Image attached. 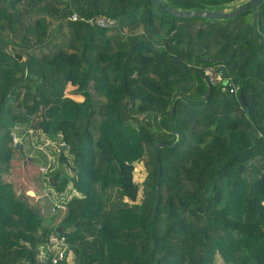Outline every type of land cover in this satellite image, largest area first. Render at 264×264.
<instances>
[{
    "label": "trees",
    "instance_id": "16d2710c",
    "mask_svg": "<svg viewBox=\"0 0 264 264\" xmlns=\"http://www.w3.org/2000/svg\"><path fill=\"white\" fill-rule=\"evenodd\" d=\"M245 1L0 0V264L71 253L76 264H264V2L257 23L253 6L233 18L163 11ZM209 65L247 104L216 86L207 96ZM30 131L58 143L73 172L52 162L42 200L8 179L29 159ZM71 184L79 195L59 205L53 194ZM62 226L65 258L41 259Z\"/></svg>",
    "mask_w": 264,
    "mask_h": 264
},
{
    "label": "rangeland",
    "instance_id": "374dc122",
    "mask_svg": "<svg viewBox=\"0 0 264 264\" xmlns=\"http://www.w3.org/2000/svg\"><path fill=\"white\" fill-rule=\"evenodd\" d=\"M245 2L242 3L239 2V4L242 5ZM138 31L140 32L144 31V27L141 26ZM29 134L30 137L28 143L25 141L24 138L23 140H21L23 143L25 144L27 143L26 146L30 148L28 156H26L29 159L27 160L19 159L18 161H15L14 170L8 176V179L16 183V187L18 188V190H22L24 188L26 189L28 195L35 196V198L42 200L44 197L42 195L43 191L39 192L37 189L42 186L41 183L42 177L40 176L41 172L39 170L40 166H42L41 162L43 161L40 160V158H42L41 153L45 154L47 157L53 156V158L56 160L55 162L56 163L55 168H56L61 164V162L59 161L61 149L59 150L58 143H56L55 141L51 139H45L46 137L43 135L40 136L39 134L41 133L30 131ZM61 166L69 174H73V172L70 171L69 165L67 163H62ZM146 175L147 172L144 164L142 162L137 163L134 174L135 180L141 184L144 181ZM75 195H79V192L76 189H74L73 185L71 184L66 194H64L62 197L53 194V200L57 202L59 205L65 206L66 202ZM142 197H143L142 191H140L139 201L141 200ZM50 216L51 215H48L47 217L49 218ZM69 257L71 260V264H76L73 253H71ZM218 262L219 264H223L221 260H219Z\"/></svg>",
    "mask_w": 264,
    "mask_h": 264
},
{
    "label": "built area",
    "instance_id": "2783aa9c",
    "mask_svg": "<svg viewBox=\"0 0 264 264\" xmlns=\"http://www.w3.org/2000/svg\"><path fill=\"white\" fill-rule=\"evenodd\" d=\"M71 21H82L89 25L112 29L118 25V22L115 18L99 14L95 16H81L78 13L74 12L68 17ZM223 65H209L202 69L204 77L207 79L208 83L211 86L219 87L222 93L239 95L241 91L240 85L234 82V80L227 76L225 71L222 69ZM18 142V138H15ZM62 144H65L64 142ZM49 163L47 165L40 166L39 170L42 175L50 170L51 163L56 161L53 156H49ZM68 248V242L65 236L58 233H51L48 237V241L45 247L41 248L40 258H48L49 255H52V261L57 263L58 261L65 258V252ZM70 256V255H69ZM68 256V262L71 264L70 257Z\"/></svg>",
    "mask_w": 264,
    "mask_h": 264
},
{
    "label": "water",
    "instance_id": "95a60500",
    "mask_svg": "<svg viewBox=\"0 0 264 264\" xmlns=\"http://www.w3.org/2000/svg\"><path fill=\"white\" fill-rule=\"evenodd\" d=\"M151 1L157 5L160 4V0H151ZM263 2H264V0H248L243 5L235 8V9L229 10V11H227L226 9H219V10H209V9L182 10V9H178V8L172 7V6H167V7L163 8V11L171 12L173 15H175L177 17H181V18H187V17L233 18V17L238 16L242 12L248 11L250 9V6H253V9L255 11V22L257 23V21H258V10H259L260 5ZM221 67L226 73L225 67L224 66H221ZM211 89H212V87L208 83V94H207V96L210 94ZM240 96L244 100L245 104H247V101L244 97V90L243 89H241V91H240ZM162 145H163L162 143L158 144V147H157L158 152H159V149ZM14 147L19 148L22 152L24 151V146L22 145V143L16 142ZM56 233L62 234L63 233V226L58 228L56 230Z\"/></svg>",
    "mask_w": 264,
    "mask_h": 264
},
{
    "label": "flooded vegetation",
    "instance_id": "af4514ba",
    "mask_svg": "<svg viewBox=\"0 0 264 264\" xmlns=\"http://www.w3.org/2000/svg\"><path fill=\"white\" fill-rule=\"evenodd\" d=\"M246 2H247V1H246ZM246 2H245V3H246ZM243 4H244V3H243ZM243 4H242V5H243ZM262 4H263V3H262ZM262 4H261V5H262ZM261 5H260V6H261ZM239 6H241V5L239 4V5H237L235 8H237V7H239ZM250 7H251V6H250ZM235 8H232V9H235ZM232 9L229 8L228 10H227V9H226V10L229 11V10H232ZM258 12H259V10H258Z\"/></svg>",
    "mask_w": 264,
    "mask_h": 264
}]
</instances>
